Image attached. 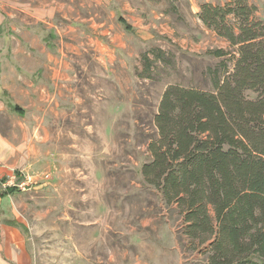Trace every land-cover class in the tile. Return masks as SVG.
Returning a JSON list of instances; mask_svg holds the SVG:
<instances>
[{
  "label": "rangeland",
  "instance_id": "374dc122",
  "mask_svg": "<svg viewBox=\"0 0 264 264\" xmlns=\"http://www.w3.org/2000/svg\"><path fill=\"white\" fill-rule=\"evenodd\" d=\"M226 1L0 0L7 24L16 25L9 31L6 24L2 36L19 43L20 59L26 51L45 64L31 74L28 61L16 63L15 71L31 80L42 72L68 78L63 95L48 90L53 100L46 109L37 103L26 108L32 124L42 120L32 127L37 157L21 170L33 182L14 191L28 264L205 260L204 246L183 235L179 214L143 181L140 169L150 159L147 144L156 134L152 120L164 89L177 84L213 91L231 72L235 48L197 17L202 3ZM247 1L264 20V0ZM34 9H48L38 24L23 15ZM32 27L34 36L28 35ZM7 39L2 49L9 58ZM32 40L41 46L29 47ZM218 48L229 54L215 57ZM66 93L76 98L72 110L59 108Z\"/></svg>",
  "mask_w": 264,
  "mask_h": 264
},
{
  "label": "trees",
  "instance_id": "16d2710c",
  "mask_svg": "<svg viewBox=\"0 0 264 264\" xmlns=\"http://www.w3.org/2000/svg\"><path fill=\"white\" fill-rule=\"evenodd\" d=\"M255 13L247 0L199 5L202 25L235 48L233 68L213 91L164 89L140 169L179 214L183 235L204 246L197 264H264V20Z\"/></svg>",
  "mask_w": 264,
  "mask_h": 264
},
{
  "label": "crops",
  "instance_id": "0c3cea01",
  "mask_svg": "<svg viewBox=\"0 0 264 264\" xmlns=\"http://www.w3.org/2000/svg\"><path fill=\"white\" fill-rule=\"evenodd\" d=\"M47 13L48 9H34L33 12H26L23 15L29 17L33 24H38L39 21H42L41 19L47 16ZM8 16L9 12L0 7V66L2 67L0 72V264H28L29 256L23 233L24 225L15 206L17 193L2 194V192L7 189L4 184L12 175V169L17 171L29 169L33 158L37 157L36 154L32 153L30 144L33 139L32 127L33 125L36 126L37 123L32 124L28 120L26 108L37 103L40 110L46 109L47 100L48 104L53 100V95L51 96L48 90L55 89L57 93L63 95L62 85L66 86V90L69 88H67V81H65L68 78L63 77L59 72L51 74L42 72L37 80H31L26 75L15 71L16 63L25 66L26 61H28L29 64L28 62L27 64L30 65L28 69L31 74H34L35 68H45V64L38 55H32L26 51L20 59L15 51V47L19 43H16L14 38L7 39L8 37L6 38L4 34V37L2 36L4 26L9 22ZM118 22L126 32H130L133 28L121 17H118ZM7 25L10 27L9 31L16 28L15 23H8ZM34 28H31L32 31ZM28 35L34 36L35 32H28ZM5 39L9 40L11 46L9 58L4 55L2 49ZM28 44L29 47L41 46L36 43V40L29 41ZM66 94L63 100H67V103L61 99L59 108L72 110L76 106V98L73 99L71 93ZM68 94L70 97H67ZM40 117L44 118V116ZM41 124L40 118L37 125Z\"/></svg>",
  "mask_w": 264,
  "mask_h": 264
},
{
  "label": "built area",
  "instance_id": "2783aa9c",
  "mask_svg": "<svg viewBox=\"0 0 264 264\" xmlns=\"http://www.w3.org/2000/svg\"><path fill=\"white\" fill-rule=\"evenodd\" d=\"M32 182L33 181H31L30 175L24 173L23 171L17 172L15 169H12V175L4 186L7 187V189L9 187H13L15 190H23L29 183Z\"/></svg>",
  "mask_w": 264,
  "mask_h": 264
}]
</instances>
